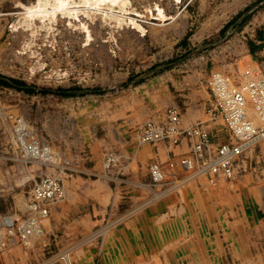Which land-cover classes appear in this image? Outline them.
<instances>
[{"label":"rangeland","instance_id":"374dc122","mask_svg":"<svg viewBox=\"0 0 264 264\" xmlns=\"http://www.w3.org/2000/svg\"><path fill=\"white\" fill-rule=\"evenodd\" d=\"M248 70L264 77V0H0V264H264L263 167L154 184L152 165L174 162L175 181L186 155L137 139L170 106H202L223 142L209 81ZM18 134L46 156L25 159ZM43 178L65 197L25 240Z\"/></svg>","mask_w":264,"mask_h":264},{"label":"built area","instance_id":"2783aa9c","mask_svg":"<svg viewBox=\"0 0 264 264\" xmlns=\"http://www.w3.org/2000/svg\"><path fill=\"white\" fill-rule=\"evenodd\" d=\"M246 82H236L230 75L214 74L209 81L211 120L224 123L225 140H215L214 132L205 123H198L182 128L181 113L177 108H170L165 114V123L147 122L138 132L140 145L161 142L180 145L188 142L189 154L181 160L184 178L181 182L205 177L213 185L220 180L236 181L248 167L253 154L259 161L256 166L264 168V77L254 78L251 71L245 73ZM21 123V122H20ZM23 125V123H21ZM21 125V126H22ZM24 127V126H23ZM19 129V134L23 131ZM17 136L21 152L25 159L41 160L46 156L45 149L33 141L28 145L23 135ZM216 141H219L216 143ZM116 162V156H105L106 167ZM175 167L174 162L165 166L154 164L150 174L154 184H163L169 176L168 171ZM65 197L63 184L55 178H43L36 182L29 211L36 219L24 221L21 233L27 240L35 233L34 223L48 217L47 203L61 201ZM10 234H14L15 223L5 218ZM33 224V225H32ZM39 227H37L38 232Z\"/></svg>","mask_w":264,"mask_h":264},{"label":"crops","instance_id":"0c3cea01","mask_svg":"<svg viewBox=\"0 0 264 264\" xmlns=\"http://www.w3.org/2000/svg\"><path fill=\"white\" fill-rule=\"evenodd\" d=\"M255 41L257 42V43H261V39H262V34H259V32L256 30L255 31ZM208 101L209 100H211V97H210V94L208 93ZM207 101V102H208ZM170 108H177V109H179V110H181L180 111V113L182 112V114H181V124H182V127L183 128H187L188 126H191V125H195V124H198V123H205L208 127H210L211 129H212V123L210 122V121H203L202 119H200V118H198L199 116L200 117H204V115H203V107L202 106H200L199 108L197 107H192L191 109L189 108V109H186V110H184L185 112L183 113V110L182 109H180L179 107H177V106H170L168 109H170ZM167 109V110H168ZM212 119V118H211ZM155 122V121H154ZM157 123V122H156ZM216 129V128H215ZM216 132H217V134H218V131H217V129H216ZM169 144L170 143H168V142H161V147L163 148V149H165L166 150V154H167V157L168 158H170L171 156H172V154H176V152H177V150H174L173 148L172 149H170V146H169ZM178 147H180V151L182 152V154L183 155H188L189 154V145H188V142L187 141H183L179 146H177L176 148H178ZM188 148V149H187ZM186 150L188 151V152H186ZM256 155L257 154H253V156H252V158L250 159V161L248 162V167L247 168H249V167H251L252 165H256V164H258L259 163V161L257 160V158H256ZM168 163V162H167ZM166 163V164H167ZM165 164V163H164ZM165 164V165H166ZM184 178V174L180 177H178L175 181H171V182H164L163 184H165V185H167V184H175L174 186H176V185H179V184H185V183H187V182H189V181H191V180H189V181H186V182H181V180ZM202 178H204V177H200V179H202ZM150 180H151V182H152V179L150 178ZM198 180H199V178H198ZM154 186H156V185H154ZM171 188V187H170ZM169 188V189H170ZM225 193H226V195L228 196V195H230V193H229V190H226L225 191ZM218 194L220 195L221 194V191L220 190H218ZM159 198H161V197H158L157 199H159ZM105 234V233H104Z\"/></svg>","mask_w":264,"mask_h":264},{"label":"bare ground","instance_id":"6f19581e","mask_svg":"<svg viewBox=\"0 0 264 264\" xmlns=\"http://www.w3.org/2000/svg\"><path fill=\"white\" fill-rule=\"evenodd\" d=\"M36 12V11H35ZM43 18L41 17V20H42ZM42 23V22H41ZM30 175V174H29ZM30 177V176H29ZM183 184V183H182ZM31 201H32V198H29V207H28V209L29 208H31L32 206H31ZM9 219H11L12 221L14 220V218H12V216L9 218ZM46 220V219H45ZM33 225V224H32ZM33 228H35V232L37 231V227H38V224L37 223H34V225L32 226ZM40 232V231H39ZM68 259V258H67ZM67 263L68 264H72V261H70L69 259H68V261H67Z\"/></svg>","mask_w":264,"mask_h":264}]
</instances>
